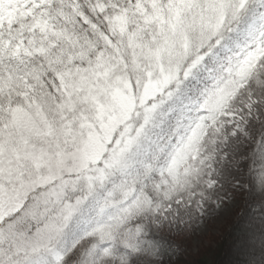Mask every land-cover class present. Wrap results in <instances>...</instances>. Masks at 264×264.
Masks as SVG:
<instances>
[{
    "label": "snow or ice",
    "instance_id": "6c2138e0",
    "mask_svg": "<svg viewBox=\"0 0 264 264\" xmlns=\"http://www.w3.org/2000/svg\"><path fill=\"white\" fill-rule=\"evenodd\" d=\"M248 178L264 0H0V264H167Z\"/></svg>",
    "mask_w": 264,
    "mask_h": 264
},
{
    "label": "trees",
    "instance_id": "16d2710c",
    "mask_svg": "<svg viewBox=\"0 0 264 264\" xmlns=\"http://www.w3.org/2000/svg\"><path fill=\"white\" fill-rule=\"evenodd\" d=\"M246 182L250 184V187L247 188L250 197L245 210L239 219L227 228L223 235L212 236L210 238L212 243L200 250L192 248V244H194L193 236L198 232L202 216L195 223L186 226V231L172 232L169 230L162 234V238H167L171 250L173 246H178L181 249L175 264H224L232 247L236 244L234 235L246 221H252L264 232V190L258 184L253 183L251 178H248ZM230 191L235 192L237 189L232 188ZM226 196L225 194V199ZM255 248L257 250L256 254L246 264H260L264 260V238L262 243L255 246Z\"/></svg>",
    "mask_w": 264,
    "mask_h": 264
},
{
    "label": "rangeland",
    "instance_id": "374dc122",
    "mask_svg": "<svg viewBox=\"0 0 264 264\" xmlns=\"http://www.w3.org/2000/svg\"><path fill=\"white\" fill-rule=\"evenodd\" d=\"M248 187L250 184L248 183ZM247 188L237 191H231V196H226L229 201L227 204L221 202V206H212L207 216H202L197 234L193 236L192 248L200 250L204 246L212 243L211 237L214 235H223L227 228L231 226L246 208L250 195ZM252 221H246L234 235L236 244L224 264H246L256 254L255 246L262 243L264 232ZM181 231H186V227ZM190 244V243H189ZM239 244H246L244 249H240ZM181 249L173 246L171 254L166 257L167 264H175L176 258L179 257Z\"/></svg>",
    "mask_w": 264,
    "mask_h": 264
},
{
    "label": "bare ground",
    "instance_id": "6f19581e",
    "mask_svg": "<svg viewBox=\"0 0 264 264\" xmlns=\"http://www.w3.org/2000/svg\"><path fill=\"white\" fill-rule=\"evenodd\" d=\"M239 246H240V249H244L246 244L245 245L244 244H239Z\"/></svg>",
    "mask_w": 264,
    "mask_h": 264
}]
</instances>
